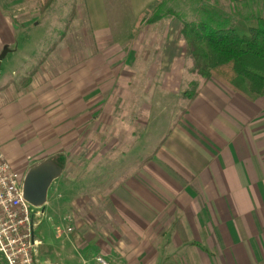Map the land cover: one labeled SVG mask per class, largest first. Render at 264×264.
Masks as SVG:
<instances>
[{
  "label": "crops",
  "instance_id": "obj_1",
  "mask_svg": "<svg viewBox=\"0 0 264 264\" xmlns=\"http://www.w3.org/2000/svg\"><path fill=\"white\" fill-rule=\"evenodd\" d=\"M82 1L77 8H85L94 25L109 22V10L118 11L117 19L130 10L133 26L159 2ZM76 15L83 16L81 11ZM167 21L148 23L163 28ZM177 31L150 37L144 31L139 37L142 44L149 41L147 53L161 52L162 65L148 70L178 73L188 85L196 81L197 95L187 100L151 150L144 148L143 133L137 130L111 138L118 142L114 146L94 148L102 155L89 160L86 183L71 184L76 194L72 224L61 215L55 232L59 248L38 253L39 262L93 264L94 256L103 255L112 264H264V96L250 101L214 78H186L191 63H185V44L176 39ZM93 34L105 36L96 29ZM92 103L94 115L96 105L106 102L93 98ZM127 142L133 144L117 149ZM57 167L63 200L65 182L71 179L65 180L62 164ZM48 207L49 190L43 214Z\"/></svg>",
  "mask_w": 264,
  "mask_h": 264
},
{
  "label": "rangeland",
  "instance_id": "obj_2",
  "mask_svg": "<svg viewBox=\"0 0 264 264\" xmlns=\"http://www.w3.org/2000/svg\"><path fill=\"white\" fill-rule=\"evenodd\" d=\"M82 2L0 0V155L23 179L44 162L62 164L65 180L71 179L65 182L63 200L56 179L49 188V209L36 229L41 241L38 253L51 246L59 248L61 239H56L55 232L62 216L72 224L71 200L76 194L71 184L86 183L89 160L102 155L94 148L103 143L114 146L119 134L137 130L143 133L144 148L151 150L183 111L188 100L184 92L198 85L180 81L178 73L149 71L152 64L162 65L161 52L145 51L150 46L148 40L140 41L143 32L150 37L179 31V17L193 20L198 8L216 4L242 16L262 12L261 0H164L157 13L171 9L178 16H164L168 23L163 28L148 23L157 15L155 11L133 26L130 10L118 19L113 18L118 11L109 10V22L94 25L85 8H77ZM76 11L83 16L77 18ZM95 29L105 36L94 35ZM189 62L191 69H185L184 76L201 78L191 72L192 62L185 57V63ZM93 98L106 103L96 105L91 115ZM113 137L117 140L110 141ZM131 144L117 149L126 150ZM0 263L4 262L0 259Z\"/></svg>",
  "mask_w": 264,
  "mask_h": 264
},
{
  "label": "trees",
  "instance_id": "obj_3",
  "mask_svg": "<svg viewBox=\"0 0 264 264\" xmlns=\"http://www.w3.org/2000/svg\"><path fill=\"white\" fill-rule=\"evenodd\" d=\"M163 1L156 4L155 13ZM261 6V14L247 16L234 9L225 11L216 4L198 8L193 20L179 17L177 38L185 44V57L192 62L191 72L203 81L214 78L247 100L263 97L264 0ZM167 15L178 16L169 9L165 14L157 13L154 21ZM197 93L193 84L184 96L191 101Z\"/></svg>",
  "mask_w": 264,
  "mask_h": 264
},
{
  "label": "built area",
  "instance_id": "obj_4",
  "mask_svg": "<svg viewBox=\"0 0 264 264\" xmlns=\"http://www.w3.org/2000/svg\"><path fill=\"white\" fill-rule=\"evenodd\" d=\"M23 178L0 155V259L4 264H51L37 260L41 242L36 229L43 217L41 207H34L23 197ZM93 264H112L103 255L93 257ZM81 264H91L82 261Z\"/></svg>",
  "mask_w": 264,
  "mask_h": 264
},
{
  "label": "water",
  "instance_id": "obj_5",
  "mask_svg": "<svg viewBox=\"0 0 264 264\" xmlns=\"http://www.w3.org/2000/svg\"><path fill=\"white\" fill-rule=\"evenodd\" d=\"M61 170L52 162H44L28 171L23 180V197L30 205L42 207L47 192Z\"/></svg>",
  "mask_w": 264,
  "mask_h": 264
}]
</instances>
